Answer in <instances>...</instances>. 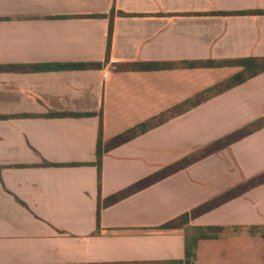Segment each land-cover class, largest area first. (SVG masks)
<instances>
[{
	"label": "crops",
	"instance_id": "1",
	"mask_svg": "<svg viewBox=\"0 0 264 264\" xmlns=\"http://www.w3.org/2000/svg\"><path fill=\"white\" fill-rule=\"evenodd\" d=\"M251 58L264 0H0V66L102 64L0 72V264H185V230L164 225L264 174V128L104 203L264 118V72L105 153L99 189L101 114L107 143L243 71L200 64ZM190 225L238 228L201 240L198 264H264L248 230L264 183Z\"/></svg>",
	"mask_w": 264,
	"mask_h": 264
},
{
	"label": "trees",
	"instance_id": "2",
	"mask_svg": "<svg viewBox=\"0 0 264 264\" xmlns=\"http://www.w3.org/2000/svg\"><path fill=\"white\" fill-rule=\"evenodd\" d=\"M114 11H112L111 15V25L109 30V40L107 47V60L110 58V51L112 45V38L114 32ZM201 66L207 67H224V66H240L243 67V71L226 82L215 85L210 89L206 90L203 93H200L197 97L192 100L186 101L183 104L174 107L159 116L145 122L138 127L124 132L116 137H114L111 141L105 143L103 138V117L101 114V124L99 130V139L97 146V163L96 165L99 168V189H101V177H102V161L104 154L131 141L137 136L148 132L149 130L164 124L168 120L179 116L186 111L194 108L206 100L210 99L212 96H216L221 94L229 89H232L238 85H241L248 80L256 77L257 75L264 72V59H243L237 61H210L200 64ZM102 64L92 63H68V64H36V65H17V66H0V72L2 71H10V72H45V71H61V70H87L94 68H101ZM77 116V115H74ZM5 118V117H0ZM264 128V118L247 125L217 141L212 143L211 145L205 147L204 149L187 156L186 158L166 167L165 169L155 173L154 175L132 185L131 187L109 197L104 205L109 206L115 203L120 202L121 200L131 196L132 194L139 192L154 183L161 181L169 176L187 168L188 166L210 156L213 155L232 144L242 140L243 138L253 134L254 132ZM43 166H52V164L45 162L42 164ZM264 183V174L247 181L246 183L239 185L238 187L231 189L230 191L224 193L223 195L205 203L204 205L198 207L197 209L192 210L190 213H186L181 215L180 217L170 221L166 225H164L165 229H184L186 232V248H185V264H198V244L201 240L204 239H218L223 237L228 231H237L238 228H225V227H192L190 222L192 219L201 216L202 214L209 212L220 205L243 195L248 192L255 186ZM101 200V199H100ZM101 218V209L98 211V222ZM250 233L254 235H260L264 237V226H255L249 227L248 229Z\"/></svg>",
	"mask_w": 264,
	"mask_h": 264
}]
</instances>
